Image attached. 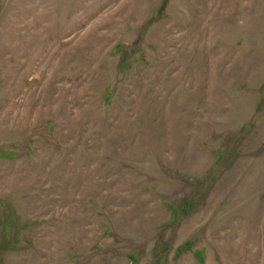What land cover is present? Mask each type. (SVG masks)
<instances>
[{"label":"rangeland","instance_id":"rangeland-1","mask_svg":"<svg viewBox=\"0 0 264 264\" xmlns=\"http://www.w3.org/2000/svg\"><path fill=\"white\" fill-rule=\"evenodd\" d=\"M0 264H264V0H0Z\"/></svg>","mask_w":264,"mask_h":264},{"label":"bare ground","instance_id":"bare-ground-1","mask_svg":"<svg viewBox=\"0 0 264 264\" xmlns=\"http://www.w3.org/2000/svg\"><path fill=\"white\" fill-rule=\"evenodd\" d=\"M43 3V2H42Z\"/></svg>","mask_w":264,"mask_h":264}]
</instances>
